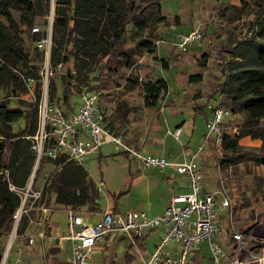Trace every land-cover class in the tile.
I'll return each mask as SVG.
<instances>
[{
	"label": "rangeland",
	"instance_id": "1",
	"mask_svg": "<svg viewBox=\"0 0 264 264\" xmlns=\"http://www.w3.org/2000/svg\"><path fill=\"white\" fill-rule=\"evenodd\" d=\"M162 8L164 21L157 25L154 30L156 36L151 40L156 45L154 52L138 46L141 40L147 39V32L139 37H131L129 33L125 46L136 50L135 62L130 67L116 62L110 70L96 69L88 75L87 80H95L99 84L105 82L101 91L104 94V107L112 112V124L114 121L117 129L126 133L130 143L143 148L142 154L166 152L165 155L170 158H182L191 155L192 149H199L202 145L198 158L205 189L217 192L219 200L221 193L227 192L233 202L231 208L221 213L227 230L231 226L242 229L256 220L264 222V165L250 159V153L264 154V132L260 138H252L250 135L239 138L241 152L245 153L241 161H227L229 154L224 152L220 144H216L213 137L205 144L208 123L217 107L227 108L232 114L223 122L222 134L234 137L242 127L244 113L231 102L227 91L232 84L228 78L230 70L227 71V64L237 59L231 56L228 43H233L234 46L235 43L250 39L264 42L261 30L264 22L255 21L257 9L252 0H166ZM13 14L19 19L17 10ZM35 24L44 35L46 19L38 17ZM192 30H200L203 34L202 40L189 46L187 51H180L174 46L178 36ZM24 38L29 66H36L39 74L44 64L42 53L33 44L28 33ZM155 54L166 58L170 67L164 68L155 59ZM73 69L74 63L70 57L69 62L63 64L60 70L57 69L53 76L58 88L55 103L67 112L78 108L83 87L89 86L86 81L74 77ZM27 70L29 68L23 69ZM198 74L201 75L200 81H190L191 76ZM162 77L167 79L169 90L156 107L149 108L144 103L142 83ZM131 79L136 81L132 82ZM27 92L31 91L25 83L15 93L11 85H5L0 88V101L6 102L11 109L21 108L27 113L31 102ZM262 125L264 126V121ZM24 127L25 121L22 118L12 123L14 132ZM177 128H182L178 138L173 135ZM101 150L102 153L90 156L83 165L86 178L93 186L92 201L82 207H74V210L93 215L109 208L111 202L115 204L118 213L148 209L151 202L154 205L153 210L163 207L169 189L160 187L157 193H149L145 185L134 181L137 172L142 174L140 172L147 170L138 168L134 157L127 156L113 143L104 144ZM222 160H225L224 165ZM40 167L39 165L35 172L34 187L42 188V201L52 207L56 194L46 182L54 169L49 166ZM174 182L178 185L186 180L177 175ZM53 208H56L55 204ZM34 215V212L30 214ZM51 220L55 225L52 235L60 238L67 227L66 212L62 209L55 210ZM21 222L15 246L25 241L28 233L37 238L35 249L23 253L27 264H68V260L62 262L58 255L47 257L49 252H55L36 233L40 229L47 234L48 227L38 228L26 215ZM112 237L115 241L121 237L126 241L121 233H114ZM148 238L146 250L152 251L160 238L155 233ZM8 241L9 237L7 243ZM171 245L176 244L172 241ZM204 251L206 254L210 253L209 249ZM132 253L137 257V264H140V254L136 251ZM117 254L119 258L122 256L121 252ZM144 255L149 259V254Z\"/></svg>",
	"mask_w": 264,
	"mask_h": 264
},
{
	"label": "trees",
	"instance_id": "2",
	"mask_svg": "<svg viewBox=\"0 0 264 264\" xmlns=\"http://www.w3.org/2000/svg\"><path fill=\"white\" fill-rule=\"evenodd\" d=\"M164 1L166 0H56L50 57L53 75L48 82L49 104H55L57 97L58 88L53 77L57 66L59 63L69 62L70 57L74 63V77L89 83L88 87L102 90L105 82L93 85L95 80L88 81V75L96 69L110 70L116 62L129 67L135 62L136 50L125 46L129 33L131 37H139L147 32V39L141 40L138 46L154 52L156 45L151 40L156 36L154 30L157 25L164 21ZM252 1L257 9L255 21L264 22V0ZM50 7L51 0H0V88L11 85L15 93L18 87L26 84L24 77L36 79L35 92L26 93L31 98L27 113L21 108L11 109L6 102L0 101V171L8 168L12 182L19 187L26 185L34 168L32 136L38 131L43 95L41 71L37 74V67L29 66L24 35L28 33L34 45L45 35L42 32L32 34L31 30L36 26L38 17H44L48 25ZM14 10L19 12V19L15 18ZM261 30L264 35V28L261 27ZM235 44L233 46V43H228L231 56L237 59L227 64L226 69L230 70L228 78L232 82L227 91L231 102L244 113V118L240 131L234 137L222 134L221 146L229 154V162L241 161L245 157L239 145L240 137L250 135L252 138H260L264 132V42L250 39ZM40 53L44 58L43 52ZM154 57L164 68L170 67L166 58H160L156 54ZM24 68L29 70L23 71ZM200 80L199 74L190 77V81ZM142 88L145 105L156 107L169 90V83L162 77L144 81ZM101 106L104 107L103 93ZM20 118L24 119L25 127L14 132L12 123ZM250 155V159L264 165L263 153ZM222 164H225V160H222ZM40 166L52 168L53 163L44 157ZM53 172L46 183H49L56 194V206L76 208L91 203L93 186L86 178L83 165L67 162L57 166ZM19 205V195L10 190L0 174V258L13 229L12 216Z\"/></svg>",
	"mask_w": 264,
	"mask_h": 264
},
{
	"label": "built area",
	"instance_id": "3",
	"mask_svg": "<svg viewBox=\"0 0 264 264\" xmlns=\"http://www.w3.org/2000/svg\"><path fill=\"white\" fill-rule=\"evenodd\" d=\"M55 2L56 0H51L45 35L35 42V46L44 55L41 70L44 89L40 102L38 131L32 136L34 168L23 187L12 182L8 168L0 171L10 190L20 197V205L12 216L13 229L0 258V264H24L23 253L32 249L37 242L35 235L30 233L25 241L15 246L23 216H28L31 223L36 225L45 226L50 222L52 207L42 201V188L34 187L35 172L42 159L47 157L52 161V170L67 162L84 165L90 156L107 143H113L122 149L123 153L134 157L144 166L161 170L172 166L186 179L188 191L173 193L169 204L157 214H149L143 210L126 213L109 210L103 212L95 223H88L78 210L69 208L67 227L59 238L61 243H71L68 264H95V247L106 235L121 233L123 237L134 242L136 238H143L147 229L161 230L162 234L144 264H264V222L256 220L242 229L235 226H231L229 230L225 228L221 213L231 208L233 202L227 192L221 193L219 200L217 192L205 189L204 175L198 158L202 145L182 161L170 160L161 155L142 154L141 149L128 142L123 133L113 130L110 124L112 112L101 106L102 91L98 88L83 87L80 104L70 113L56 103L49 104L47 86L53 75L50 57ZM31 32L38 34L41 29L36 25ZM202 38L200 30H192L180 34L174 46L185 52L189 46H193ZM62 67L63 63H59L57 69ZM24 81L31 93H34L36 79L24 77ZM231 115L227 108L217 107L213 110L205 144L211 137L216 144H222V124ZM181 133L182 129L177 128L173 135L178 138ZM32 212L35 213L34 216H30ZM40 237H43V234H40ZM172 241L176 245H171ZM204 249H209L210 253L206 254Z\"/></svg>",
	"mask_w": 264,
	"mask_h": 264
},
{
	"label": "crops",
	"instance_id": "4",
	"mask_svg": "<svg viewBox=\"0 0 264 264\" xmlns=\"http://www.w3.org/2000/svg\"><path fill=\"white\" fill-rule=\"evenodd\" d=\"M190 31L186 32L189 33ZM81 101V99H80ZM80 104V103H79ZM79 106V105H78ZM149 108H153V107H149ZM67 112V111H66ZM70 113V112H68ZM110 124L113 127V130L117 131V132H121L125 135L126 140L128 141V136L126 135V133L122 130H118L117 127L115 126V123L113 121L112 124V120L110 119ZM182 129V128H181ZM195 135V134H194ZM130 142V141H128ZM134 144V143H133ZM136 145V144H135ZM138 146V145H136ZM141 150L144 151L143 148L138 147ZM198 149V147H197ZM197 149L195 150L192 149L191 150V155L197 151ZM103 151L101 150V148L99 149V151L94 154V155H99L100 153H102ZM147 154H153V155H161V156H165L166 158L170 159V160H174V161H182L183 159H185L186 157L189 156H183L182 158H170L168 156H166V152H147ZM127 155V154H126ZM128 156V155H127ZM137 165L138 168H146L147 170L140 172L142 174H139V172H137V170H135V172H137V176H135L134 181L136 180L139 183H142L143 185L146 186V189L149 193L152 192H156L160 187H165L167 189H169L168 191V196L165 199V203L163 205V207H161V209L159 208L158 210H153L154 209V205L150 203V205L148 206V209H144L143 211L149 212V214H157L159 212H161L170 202V196L173 193H181V192H186L188 191V188L186 187V182H182L178 185L174 184V180L176 178L177 175H179L175 169L172 166H168L166 168H164L163 170L159 169V168H154V167H147L144 166L143 164H141L139 161H137ZM199 164H200V158H199ZM149 171V172H148ZM159 172V174H156V172ZM182 176V175H181ZM186 180V179H185ZM133 184V183H132ZM55 197L56 195H54L53 197V201L55 202ZM53 203V202H52ZM55 204V203H53ZM53 204H52V211L50 213V222L49 224H47V226L45 227L44 225L39 227H43V228H47V230H49L47 232V234L45 233V231H41L40 229L38 233L36 234H43V237L47 244L48 247L55 252V254H53L52 252H49V255H47V257L49 256H60L62 262L68 260L70 253H71V243L69 241H63L62 243L60 242L59 238H57L56 235H52V230L55 228L53 221L51 220V218L53 217L54 211L57 209H62L63 211L66 212L67 215V210L72 207L69 208H59L58 206H56V208H53ZM73 209V208H72ZM114 211V212H118L115 204L113 202H111L109 204V208L105 209L103 212L105 211ZM79 214H83L86 218V220L88 221V223H95L103 214V212L101 213H97L95 212L93 215H89L88 212L86 211H78ZM68 221V219H67ZM51 227V230L49 229ZM37 231V230H36ZM65 232V231H64ZM63 232V233H64ZM62 233V234H63ZM157 234L158 237L160 238L162 231L161 230H150L147 229L145 231V234L143 236V238H136L134 240V242H132L131 240H129L128 238L124 237L126 239V241H123V238L121 237L120 239H117L116 241L113 240V233L106 235L103 240H101L97 246L95 247V251L93 253V262L95 264H137L136 260L137 257L135 254L132 253V251H136L140 254V258H141V263L140 264H144V262L146 260H148L144 254H149L152 251H148L146 250V241L149 239L148 237L152 236V234ZM30 234V233H28ZM56 236V237H55ZM60 236V235H59ZM55 237V238H54ZM160 241V240H159ZM158 241V242H159ZM157 242V243H158ZM156 243V244H157ZM155 244V246H156ZM36 245V244H35ZM35 245L32 247V249H35ZM114 247V248H113ZM31 250V249H30ZM122 253V256L119 258L117 255V253ZM29 252V251H26ZM23 263L27 264L25 262V260L23 259Z\"/></svg>",
	"mask_w": 264,
	"mask_h": 264
}]
</instances>
